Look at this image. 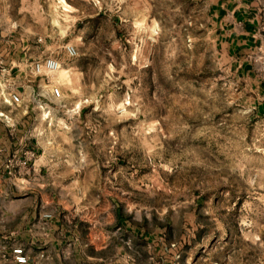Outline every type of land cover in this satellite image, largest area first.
<instances>
[{
  "label": "rangeland",
  "instance_id": "obj_1",
  "mask_svg": "<svg viewBox=\"0 0 264 264\" xmlns=\"http://www.w3.org/2000/svg\"><path fill=\"white\" fill-rule=\"evenodd\" d=\"M0 39L59 64L12 84L38 152L4 162L0 201L25 203L0 208V253L44 211L79 221L83 239L141 227L139 264H264V115L217 52L203 0H0Z\"/></svg>",
  "mask_w": 264,
  "mask_h": 264
},
{
  "label": "crops",
  "instance_id": "obj_2",
  "mask_svg": "<svg viewBox=\"0 0 264 264\" xmlns=\"http://www.w3.org/2000/svg\"><path fill=\"white\" fill-rule=\"evenodd\" d=\"M203 1L212 21L217 52L227 61L232 75L246 84V89L251 94L250 99L254 103L252 107L259 115H264V40L255 32L258 8L262 0ZM0 56L3 66L0 75V179L7 184L6 180L11 178L6 175L3 167L6 157L11 153L21 154L24 148L36 149L38 152V148L34 139L24 140L21 136L25 121L24 110L28 106L11 103L6 95L7 91L15 90L12 84L16 80L30 75V62L20 59L16 50L2 39ZM22 98L24 100L23 96ZM31 162L35 165L34 161ZM1 195H9L5 186L0 191ZM23 203L25 202L22 198L5 199L0 201V208L16 212L22 209ZM43 213L44 211L40 212L38 216L30 213L27 226L16 232L20 234V245L30 255L29 264H83V256L79 251L81 244L86 241L96 244L92 246L96 252L95 257L87 256L92 259L90 264H139L138 244L147 243L150 246L145 240L148 237L144 230L137 225L116 231L104 229L95 234L88 232L85 236L89 239H83L79 221L70 218V215L63 218L52 214L50 218L44 219ZM67 239L73 244L71 250L63 249L62 245ZM167 246L166 242L161 243L159 250ZM104 252H110L111 255H102ZM102 258L109 261L97 262ZM0 263L13 264L10 260H0Z\"/></svg>",
  "mask_w": 264,
  "mask_h": 264
},
{
  "label": "built area",
  "instance_id": "obj_3",
  "mask_svg": "<svg viewBox=\"0 0 264 264\" xmlns=\"http://www.w3.org/2000/svg\"><path fill=\"white\" fill-rule=\"evenodd\" d=\"M256 34L260 35L264 40V0H262L261 4L258 8V25L256 28ZM66 51L69 55H74L76 53L75 49L72 46H67ZM59 68L58 61L52 57H44L38 58L30 62V73L33 75H43L49 72H54ZM3 72L2 61L0 59V75ZM50 94L54 98H58L61 96V90L58 86L51 87ZM8 100L11 103L16 105L23 103V98L20 93L15 90H9L6 93ZM30 158L34 156L33 152H30ZM21 164H25L26 161L20 162ZM9 172V171H8ZM10 173V172H9ZM1 186V182H0ZM51 217V214L44 213L43 218L48 219ZM6 250L1 251L0 260H10L13 264H29L30 255L27 253L26 249L21 245H9L5 248ZM43 257V254H41ZM1 264V263H0Z\"/></svg>",
  "mask_w": 264,
  "mask_h": 264
}]
</instances>
